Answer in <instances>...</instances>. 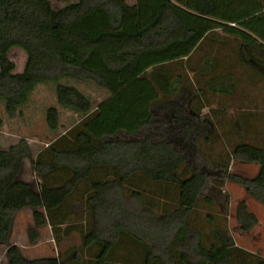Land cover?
<instances>
[{
	"label": "trees",
	"instance_id": "obj_1",
	"mask_svg": "<svg viewBox=\"0 0 264 264\" xmlns=\"http://www.w3.org/2000/svg\"><path fill=\"white\" fill-rule=\"evenodd\" d=\"M99 11L112 32L95 38L83 23ZM133 15L139 31H121L125 18ZM230 38L242 46L238 57L243 63L251 57L244 44L264 51V0H137L134 6L125 0H79L61 9L50 0H0V98L9 117H22L19 110L35 87L51 82L58 83L59 105L85 115L36 157L24 139L0 150V245H8L11 264H264V257L232 240L204 244L191 222L206 174L187 165L171 142L135 139L151 125L154 109L172 103L177 94L194 93L190 73L199 74L205 61L216 69ZM14 48L28 57L18 74L9 58ZM232 70L224 68L220 80L233 79ZM63 79L93 81L110 97L93 108L77 88L59 84ZM209 104L207 94L199 92L189 108L200 115ZM47 124L59 129L57 108L48 109ZM203 138L197 140L201 154L264 205V146L238 144L218 162L205 152L212 141ZM232 160L258 164V175L231 173ZM26 161L39 176L38 191L21 180ZM74 203L84 208L78 220ZM25 209L34 210L39 228H52L58 243L78 232L82 245L55 258L26 259L9 243L14 217ZM238 220L243 231L258 222L245 202L238 207ZM160 240L165 242L159 245L161 258L150 246ZM133 250L142 252V262L130 254Z\"/></svg>",
	"mask_w": 264,
	"mask_h": 264
},
{
	"label": "rangeland",
	"instance_id": "obj_2",
	"mask_svg": "<svg viewBox=\"0 0 264 264\" xmlns=\"http://www.w3.org/2000/svg\"><path fill=\"white\" fill-rule=\"evenodd\" d=\"M51 1L56 6H65L76 0ZM99 23L100 20H88L86 27L93 30ZM217 34L220 38H226L221 31ZM236 42L230 38L229 44L224 47L225 51L220 54L222 59L216 69L205 61L199 74L191 72L194 93L177 94L172 103L154 109L151 125L143 129L135 139H150L156 143L171 142L185 156L187 165L206 174L207 184L191 222L193 232L200 233L204 244L208 245L220 239L226 243L232 240L235 245L248 248L264 257V205L253 200L245 188L226 180L223 170L212 165L201 154L197 145L199 137H209L212 144L206 145L205 152L208 155L211 152V160L218 162L219 156L225 157L238 144L246 142L264 146V51L259 49V46L244 44L246 53L251 57L245 60L242 58L243 63L238 57L242 46ZM233 51L236 53L235 57H227ZM9 58L16 66L15 73H22L28 60L26 52L21 48H14L9 53ZM230 67L233 69L231 71L234 74L233 79L220 80L224 74L223 69ZM215 79L219 81L216 80L212 84L211 91L206 90ZM60 84L77 88L91 101L93 108H97L110 97V94L93 81L63 79ZM56 85L49 83L37 87L27 104L19 110L23 116L16 119L9 117L5 102L0 98V150H9L24 139L36 157L85 117L75 109L58 105ZM199 92L207 94L210 104L200 115H195L189 105ZM51 107L57 108L59 112L60 126L57 131H52L47 124V111ZM120 138L130 139L126 135H121ZM229 170L234 174L254 178L258 175L260 166L232 160ZM21 180L30 183L38 191L39 176L30 161L24 164ZM242 202L247 204L249 212L258 220L249 231H243L238 220V207ZM73 210L76 219H80L83 206L74 203ZM99 228L106 229L105 224H100ZM34 234H37L36 239L33 237ZM82 241L81 235L74 232L69 238L63 237L58 243L52 228L48 225L39 228L34 218V210L25 209L14 217L9 243L18 246L22 255L31 260L37 257L57 256L69 251L71 247H80ZM164 244L163 240L150 244L154 254L159 258L162 257L159 245ZM176 248L178 251L186 252L190 262H195L194 256L184 245L178 244ZM121 250V254L127 255L126 251ZM7 252L8 245H0V264H11ZM132 253L140 258L139 261L142 260V252L133 250L130 254Z\"/></svg>",
	"mask_w": 264,
	"mask_h": 264
},
{
	"label": "crops",
	"instance_id": "obj_3",
	"mask_svg": "<svg viewBox=\"0 0 264 264\" xmlns=\"http://www.w3.org/2000/svg\"><path fill=\"white\" fill-rule=\"evenodd\" d=\"M57 1H61V0H57ZM79 0H76V1H74V2H72V3H69V4H73V3H77ZM126 2H127V4L128 5H130V6H134V5H136V3H137V0H125ZM50 2H51V4L53 5V7L55 8V9H61V8H63V7H65V6H67V5H69V4H67V5H65V6H56L55 4H53V2L50 0ZM100 20V23L99 24H96L95 25V28L92 30H90V29H88L87 27H86V22L88 21V20ZM104 23V24H103ZM83 28H84V30L89 34V35H91L92 37H98L99 35H101V34H103V33H109V32H112V30L110 29V27L107 25V22H106V20H105V14L103 13V12H101V11H99V12H97L94 16H92V17H89V18H87V19H85V21H84V23H83ZM121 31H123V32H125V33H128V34H135V33H137L138 31H139V22H138V16L137 15H133V16H128V17H126L125 18V21H124V25H123V28H122V30ZM13 50V49H12ZM62 82V81H61ZM47 84H49V83H43V84H39V85H37L36 87H35V89L37 88V87H39V86H41V85H47ZM50 84H55V83H53V82H51ZM57 85L55 86V88H56V90H57V86H58V83H56ZM59 84H60V82H59ZM101 88V87H100ZM102 89V88H101ZM107 94H110L107 90H105V89H103ZM30 97V96H29ZM57 103H58V101H57ZM26 105V104H25ZM24 105V106H25ZM58 105H59V103H58ZM60 107H62L61 105H59ZM64 108V107H63ZM22 109V108H21ZM68 109H70V108H68ZM243 233V232H242ZM238 246V245H237ZM239 248H242V249H244V250H246V251H248V252H250V253H253V254H256L255 252H253L252 250H249L248 248H244L243 246H238ZM55 257H58V254H57V256L55 255V256H51V257H49V256H46V257H37V258H33V259H31V260H38V259H48V258H55Z\"/></svg>",
	"mask_w": 264,
	"mask_h": 264
}]
</instances>
